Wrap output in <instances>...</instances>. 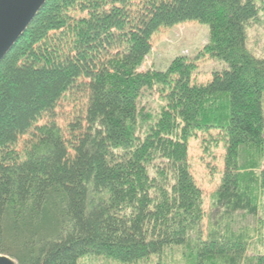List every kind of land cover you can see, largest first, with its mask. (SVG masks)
<instances>
[{
    "label": "trees",
    "instance_id": "1",
    "mask_svg": "<svg viewBox=\"0 0 264 264\" xmlns=\"http://www.w3.org/2000/svg\"><path fill=\"white\" fill-rule=\"evenodd\" d=\"M263 3L47 0L0 62V254L165 264L181 251L188 264H264V59L247 47ZM187 22L208 28L195 61L226 69L198 85L185 57L139 71L154 33ZM146 92L163 103L154 113L139 108ZM211 131L224 148L214 206L223 223L238 210L256 217L254 235L199 229L187 147Z\"/></svg>",
    "mask_w": 264,
    "mask_h": 264
},
{
    "label": "rangeland",
    "instance_id": "2",
    "mask_svg": "<svg viewBox=\"0 0 264 264\" xmlns=\"http://www.w3.org/2000/svg\"><path fill=\"white\" fill-rule=\"evenodd\" d=\"M207 40V26L197 22H187L170 28L159 29L152 36L150 52L142 61L139 71H164L173 59L185 57L194 61L196 65L191 82L196 85L206 83L211 79L214 71L226 69L224 63L212 60L209 57L195 61ZM247 47L256 57L264 59V3L261 4L256 23L252 24L247 31ZM162 105L163 103L156 94L148 92L143 94L139 102V108L152 113L156 112L158 107ZM59 113L60 110L58 109L57 114ZM217 135L218 133L213 131L198 133L189 140L187 147L189 170L195 184L202 192V206L206 212V217L199 226L204 236L209 229L220 231V226L223 223V217L221 216L223 212L218 214L213 197L220 185L223 172L224 148L221 138ZM262 156L264 157V154ZM259 165H261V169H264V158H261ZM260 197L261 204L257 218H259L260 212H264V195L262 194ZM224 218L226 223H223V226L225 227L227 224L226 227H230L226 233L231 239L236 232L244 230V232L254 235V231L263 227V224H254L256 217L253 218V215L246 213L245 210H238L230 217L224 216ZM224 238L226 239V237ZM254 241H256L255 238L250 241V244ZM188 250L185 249L183 252H188ZM248 254L252 256V253ZM82 263L117 264L106 259H85ZM139 264H151V262H141ZM165 264H188V262L183 257L182 252L177 251L171 252V255L165 257Z\"/></svg>",
    "mask_w": 264,
    "mask_h": 264
},
{
    "label": "water",
    "instance_id": "3",
    "mask_svg": "<svg viewBox=\"0 0 264 264\" xmlns=\"http://www.w3.org/2000/svg\"><path fill=\"white\" fill-rule=\"evenodd\" d=\"M47 0H0V62ZM0 264H17L0 254Z\"/></svg>",
    "mask_w": 264,
    "mask_h": 264
}]
</instances>
